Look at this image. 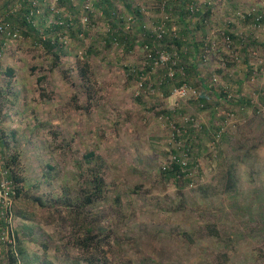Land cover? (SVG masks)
I'll return each instance as SVG.
<instances>
[{"label":"rangeland","instance_id":"rangeland-1","mask_svg":"<svg viewBox=\"0 0 264 264\" xmlns=\"http://www.w3.org/2000/svg\"><path fill=\"white\" fill-rule=\"evenodd\" d=\"M126 1L155 38L181 33L166 0ZM190 2L201 13L211 8L195 54L185 44L148 46L118 0L109 16L95 0L81 3L72 18L88 34L65 37L56 66L32 34L5 45L0 71L12 68L14 79L10 86L0 76V128L20 152L28 198L9 196L0 153V215L20 240L18 264H264V21L256 23L264 0ZM121 25L132 41L123 35L105 46ZM91 44L93 102L73 72L75 55ZM191 64L196 71L186 74ZM88 151L103 160L105 197L62 207L61 187L75 197L76 161ZM173 161L189 168L177 181L162 173ZM101 231L113 234L102 242L107 261L90 239ZM0 237L12 242L8 231Z\"/></svg>","mask_w":264,"mask_h":264},{"label":"trees","instance_id":"trees-1","mask_svg":"<svg viewBox=\"0 0 264 264\" xmlns=\"http://www.w3.org/2000/svg\"><path fill=\"white\" fill-rule=\"evenodd\" d=\"M0 0V23L8 26L9 28L17 29V38L21 37V35H33V41L35 45L41 46L45 49L47 55L51 56L52 66H56L60 59H62V55H64V42L65 37L69 36L73 40H79V33L88 34L82 25L79 23L75 26L76 20L72 18V14L74 15L78 10L81 9V3L83 4L84 0H77V5L72 0ZM96 5H98L99 9H102L103 13L106 16L110 15V8L113 6L112 1L115 0H95ZM121 1L131 18L137 17L138 20V30L144 35H146V43L148 46H156L157 41H161L165 43L167 49L174 50L182 48L184 44L190 47L191 52L195 54V52L199 49V45L201 46L204 41V36L200 39L198 38L197 31L204 33L205 27V16L210 14V6L206 5V10L201 13L200 9L194 4L187 5L190 0H166L163 4L165 10L171 9L174 14L177 15V22L180 26L181 33L175 34L171 37H168L165 32L160 36H156L152 34L150 30L142 25V21L140 20L142 17V13L138 6H133L130 2L126 0H118ZM17 5V10L14 9V6ZM133 6V7H132ZM62 10L67 12L66 16H62ZM49 13H54V19L44 28H40V25H44L47 21V17ZM189 15V20L186 21V17ZM254 15V14H252ZM195 17L196 19L193 20ZM264 21V17L261 15L260 19L256 22ZM166 23H164L165 27ZM79 27V29H78ZM123 25L118 26V29L108 30L107 36L102 39L104 41L105 46H110V42H112L113 37L122 38L123 35L127 36L126 41L130 43L132 41L133 36H130L129 31L128 34L124 32L122 29ZM79 32V33H78ZM231 37V34H228ZM155 39L154 43L151 41ZM10 39H4L0 36V44L2 42L8 43ZM82 43V40H80ZM93 44L88 45V47L84 50V56L75 55L74 57V67L73 72L76 77L81 82L82 91L87 97L89 102H93L95 100L96 90L93 89V82L91 79V65L89 58L92 55H96L95 46ZM100 51H98L99 53ZM182 55V51L180 52ZM181 64L180 66H182ZM183 71L186 74H189L191 70H195L194 65H187L182 67ZM196 71V70H195ZM6 75L7 82L12 85V81L14 79V72L12 68H7L3 70L2 74L0 71V76ZM3 76V77H4ZM42 77L37 78V82L41 83ZM44 87H41V93L44 91ZM2 90L0 91V100L4 98ZM76 95V94H75ZM12 100H10L13 104L17 101V93L15 91L11 92ZM77 96H73L72 98H76ZM7 100V97L5 98ZM238 102H250L248 98L239 97ZM1 112V106H0ZM6 132L0 128V146H1V158L3 159L2 167L4 169V174L7 180H9L11 184V190L8 192L9 196L13 197H26L28 198V194L23 193L24 191V182L25 178L23 176V171L20 166V152L14 151L9 146V141ZM78 164V173H76L77 177L75 180L79 178V188L76 191V195L74 198L69 196V192L67 187H61V195H58L59 205L62 207H71L72 201L73 206L76 208H84L87 205H92L95 201L102 200L105 197L107 182L103 175L102 168L104 166L103 160L98 156L94 155L93 151H88L82 154V159H78L76 161ZM87 164L85 167L84 164ZM91 163H94L91 166ZM48 165V164H47ZM83 167V168H82ZM52 166L48 165L45 169L44 173H52ZM189 168L187 166H183L178 161H173L169 166L164 168L162 172L168 177H173L176 181L179 177H183L186 171ZM54 175V174H53ZM51 176V178L53 177ZM78 182V180H76ZM39 200L40 204L44 205V202L40 200L39 197H36ZM10 211H6L8 214ZM0 213H1V204H0ZM8 231V234L12 237V242H7L0 237V261L2 257L5 256L6 260L9 264H18V251L21 252L22 246L20 244V240L16 237V234L13 232L11 227L7 222L1 218L0 215V233H4ZM89 232H92L91 229H88ZM112 233H104L100 232L98 234H94V236L90 237L91 240H96L98 244V252L102 258V261H107L109 259L108 251L106 250V245H103L102 242L109 241L112 238ZM17 245V246H16ZM95 248V250H97ZM102 253V254H101ZM2 255V256H1ZM1 264V262H0Z\"/></svg>","mask_w":264,"mask_h":264},{"label":"built area","instance_id":"built-area-1","mask_svg":"<svg viewBox=\"0 0 264 264\" xmlns=\"http://www.w3.org/2000/svg\"><path fill=\"white\" fill-rule=\"evenodd\" d=\"M14 9L17 10V5L14 6ZM0 36L5 40L10 39L9 41L17 40V29L9 28L8 26L0 23ZM6 44L7 43L5 41L0 44V60L4 54Z\"/></svg>","mask_w":264,"mask_h":264}]
</instances>
